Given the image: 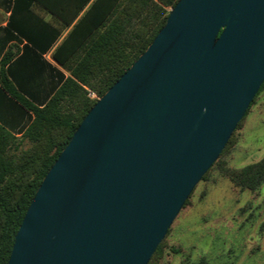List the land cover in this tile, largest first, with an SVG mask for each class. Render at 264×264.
Returning a JSON list of instances; mask_svg holds the SVG:
<instances>
[{
	"label": "water",
	"instance_id": "water-1",
	"mask_svg": "<svg viewBox=\"0 0 264 264\" xmlns=\"http://www.w3.org/2000/svg\"><path fill=\"white\" fill-rule=\"evenodd\" d=\"M264 82V0H178L37 188L7 264H148Z\"/></svg>",
	"mask_w": 264,
	"mask_h": 264
},
{
	"label": "trees",
	"instance_id": "trees-1",
	"mask_svg": "<svg viewBox=\"0 0 264 264\" xmlns=\"http://www.w3.org/2000/svg\"><path fill=\"white\" fill-rule=\"evenodd\" d=\"M177 1L93 0L85 9L90 0H73L72 14L64 13L59 1H1L10 15L0 28V264L8 262L42 179L94 105L89 91L100 98L127 71L164 26L168 9ZM34 3L68 30H56L34 16L30 12ZM52 48L54 65L43 57ZM262 91L264 82L243 119ZM224 174L234 185L254 192L264 183V160L239 170L226 169ZM162 245L148 264H155Z\"/></svg>",
	"mask_w": 264,
	"mask_h": 264
},
{
	"label": "rangeland",
	"instance_id": "rangeland-1",
	"mask_svg": "<svg viewBox=\"0 0 264 264\" xmlns=\"http://www.w3.org/2000/svg\"><path fill=\"white\" fill-rule=\"evenodd\" d=\"M3 21L0 12V25ZM260 160H264V91L174 219L155 264H198L201 260L264 264V183L251 192L224 174L226 169L239 170ZM173 249L181 252L175 254Z\"/></svg>",
	"mask_w": 264,
	"mask_h": 264
},
{
	"label": "crops",
	"instance_id": "crops-1",
	"mask_svg": "<svg viewBox=\"0 0 264 264\" xmlns=\"http://www.w3.org/2000/svg\"><path fill=\"white\" fill-rule=\"evenodd\" d=\"M1 1L0 0V12L2 14H4V21L3 23L0 25V28L1 27H4L6 25V22H7V19L9 17V12H6L5 10H3L1 8ZM47 1H51L52 3H56L57 1L61 2L63 5H64V8H65V12L64 13H67V14H72L73 12V6H69V4H72L73 0H47ZM69 1V2H68ZM72 1V2H71ZM93 0H90V2L87 4V6L85 7V9L90 5V3L92 2ZM65 3V4H64ZM30 12L42 19L43 21H45L47 24H49L52 28L56 29V30H62V31H67L68 28L66 30H63L62 28V24L60 23L59 20H57L51 13H49L48 11H46L45 9H43L40 5L34 3L31 8H30ZM84 10L82 12H80L79 16H81L83 14ZM21 47V45H19ZM53 48L47 52L45 55H43L44 59L50 63H52L51 59H50V54L52 52ZM54 65V63H52ZM24 124V121L21 122V125ZM20 135V131L18 130L16 132V136H19Z\"/></svg>",
	"mask_w": 264,
	"mask_h": 264
},
{
	"label": "built area",
	"instance_id": "built-area-1",
	"mask_svg": "<svg viewBox=\"0 0 264 264\" xmlns=\"http://www.w3.org/2000/svg\"><path fill=\"white\" fill-rule=\"evenodd\" d=\"M88 97H89L90 99H92V100H97V99H98L97 96H96L93 92H90V91H89V93H88Z\"/></svg>",
	"mask_w": 264,
	"mask_h": 264
}]
</instances>
